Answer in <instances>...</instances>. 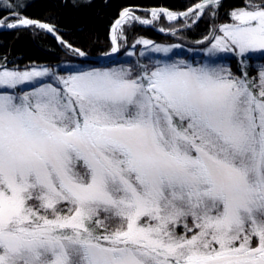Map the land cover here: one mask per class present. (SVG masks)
<instances>
[{
	"label": "snow or ice",
	"instance_id": "6c2138e0",
	"mask_svg": "<svg viewBox=\"0 0 264 264\" xmlns=\"http://www.w3.org/2000/svg\"><path fill=\"white\" fill-rule=\"evenodd\" d=\"M219 6L152 9V20L125 8L111 52L125 23H195ZM228 15L197 42H209L204 62L0 69V264H264V65L244 70L264 58V2ZM11 19L0 26L54 32ZM221 53L241 75L211 59Z\"/></svg>",
	"mask_w": 264,
	"mask_h": 264
},
{
	"label": "trees",
	"instance_id": "16d2710c",
	"mask_svg": "<svg viewBox=\"0 0 264 264\" xmlns=\"http://www.w3.org/2000/svg\"><path fill=\"white\" fill-rule=\"evenodd\" d=\"M11 1V9L0 5V20H5V24L15 21L11 19L13 15L47 23L70 46L88 55L99 56L108 53L112 48L109 30L123 9L167 8L172 12H182L201 0H23L22 3ZM249 2L260 4L264 0H249ZM244 6L245 0H222L215 18L210 17L209 13L212 9L208 8L195 23L192 22L195 20L194 16L187 21L183 18L170 22L163 15L151 25L127 23L122 27L124 39L118 40V54L112 60L103 63L80 58L72 49L35 26L0 30V69L6 66L8 69L21 70L40 65L57 67L58 73L69 74L81 68L131 65L132 58L126 54V51L137 39L181 45L185 50L173 53L169 60L173 61L176 57L188 58L189 52L186 49L194 50L206 45L208 41L197 42L208 36L210 30L219 23L228 22L230 20L228 13L231 10ZM133 10L134 16L141 19L149 17V12ZM186 24L190 27L185 26ZM161 28L165 31H160ZM170 29H176L175 33L173 34ZM153 61L149 57L144 59L145 64ZM213 61L230 68L235 75H241L240 58L235 55L220 56ZM261 65H264V58L256 54L254 58L246 60L244 70L250 77H255ZM183 231V227L177 229L178 234H182Z\"/></svg>",
	"mask_w": 264,
	"mask_h": 264
},
{
	"label": "rangeland",
	"instance_id": "374dc122",
	"mask_svg": "<svg viewBox=\"0 0 264 264\" xmlns=\"http://www.w3.org/2000/svg\"><path fill=\"white\" fill-rule=\"evenodd\" d=\"M14 2H17V3H22L23 0H14ZM8 3L11 5L12 4V1L11 0H8ZM0 5L3 6L4 5V0H0ZM150 17L151 16V13L149 15L148 18H142V20L144 19H147V20H150ZM231 19L228 21V22H223V23H219L218 25H221V24H225V23H231ZM127 23H125L124 25H126ZM217 25V26H218ZM122 27L123 25L117 29V37L118 39L117 40H122L124 39V35H123V32H122ZM219 34V33H217ZM140 40H143V39H137L136 42H134L132 44V46L126 51V54L128 56H130L132 58V61L133 63L131 65H114L112 67H107V68H114V67H128V66H136L137 63L139 64H145L144 63V59L149 57L151 60H154V61H157V60H169V57L175 53V52H178L180 53L182 50H185L183 49V47L181 45H177V44H163V43H153V45H160L162 47H169L170 48V51L168 53H157V52H153L151 50L152 46L153 45H149V46H145L143 43H138L137 41H140ZM204 40V39H203ZM112 45V44H111ZM119 46V44H118ZM209 47V42L204 45L203 47L201 48H198V49H194V50H187L189 52V57L188 58H178L176 57V59H174L173 61L175 60H184L188 63H192V64H195L196 62H204L205 60H209L210 58L207 57L205 55V52H204V49L208 48ZM111 52V49L108 51V53ZM119 52V51H118ZM106 53V54H108ZM104 54V55H106ZM103 55V54H102ZM228 55H231V53H221L218 55V57L220 56H228ZM153 57L155 59H153ZM217 58V57H215ZM215 58H211V59H215ZM153 61V62H154ZM42 68V67H47V66H30V67H27L25 69H21L20 71H25V70H31L32 68ZM49 68L52 72H54L56 75H61V76H64V75H67V74H60L57 72V67H47ZM106 68V67H105ZM9 70H13V69H9ZM39 80L45 82V83H51L52 81L50 79H48L47 77H43V78H38ZM32 83H36V81H33ZM21 87H24V86H21Z\"/></svg>",
	"mask_w": 264,
	"mask_h": 264
},
{
	"label": "water",
	"instance_id": "95a60500",
	"mask_svg": "<svg viewBox=\"0 0 264 264\" xmlns=\"http://www.w3.org/2000/svg\"><path fill=\"white\" fill-rule=\"evenodd\" d=\"M221 1V0H220ZM201 2V1H200ZM199 3V2H198ZM130 8V7H129ZM130 9H136V10H142V11H146V12H151V10L152 9H157V10H160V9H167V8H149V9H147V8H138V7H135V8H130ZM168 11H170L169 9H167ZM185 11H187V10H185ZM185 11H182V12H185ZM172 12V11H171ZM165 17V16H164ZM21 18H26V17H21ZM120 18V15H119V17L117 18V19H119ZM182 18H184V17H179L178 19H182ZM29 19V18H28ZM116 19V20H117ZM165 19L167 20V18L165 17ZM177 19V20H178ZM32 20H34V19H32ZM115 20V21H116ZM36 21H38V20H36ZM115 21H114V23H115ZM167 21H169V20H167ZM40 22V21H39ZM13 23H15V22H13ZM41 23H44V22H41ZM113 23V24H114ZM113 24H112V26H113ZM51 26V25H50ZM112 26L110 27V30H109V40H110V42H111V44H112V40H111V37H112ZM0 30H10L9 28H7V27H5V26H0ZM46 33H48L50 36H52L54 39H56L58 42H60L61 43V41H63V39L55 32V30H54V32H48L47 30H45V29H43ZM57 37H59V39H57ZM64 43V45L66 46V47H68V48H70V49H77V48H74V47H72V46H70L68 43H66L65 41H63ZM117 45H118V43H117ZM70 46V47H69ZM112 47H113V44H112ZM81 51V50H80ZM118 51H119V46H118ZM118 51L117 52H115V53H113V52H110V53H108V54H106V55H99V56H92V55H88V54H86L85 52V55L84 56H80V58H82V59H84V60H86V61H93V62H98V63H103V62H108V61H110V60H112L117 54H118ZM83 52V51H82Z\"/></svg>",
	"mask_w": 264,
	"mask_h": 264
},
{
	"label": "bare ground",
	"instance_id": "6f19581e",
	"mask_svg": "<svg viewBox=\"0 0 264 264\" xmlns=\"http://www.w3.org/2000/svg\"><path fill=\"white\" fill-rule=\"evenodd\" d=\"M221 1H222V0H221ZM123 10H124V9H123ZM123 10H122V11H123ZM122 11H121V12H122ZM170 11H171V10H170ZM121 12H120V13H121ZM120 13H119V15H120ZM150 13H151V12H149V15H150ZM174 13H180V12H174ZM119 15H118V17H119ZM118 17H117V18H118ZM163 17H164V16H163ZM117 18H116V19H117ZM164 18H165V17H164ZM116 19H115V20H116ZM182 19H183V18H182ZM178 20H180V19H178ZM175 21H177V20H175ZM13 22H15V21H13ZM13 22H11V23H13ZM170 22H171V21H170ZM113 23H114V22H113ZM19 28H20V27H19ZM117 43H118V40H117Z\"/></svg>",
	"mask_w": 264,
	"mask_h": 264
}]
</instances>
